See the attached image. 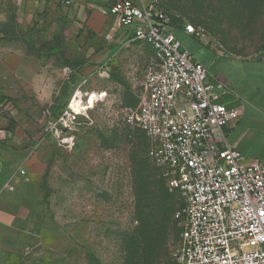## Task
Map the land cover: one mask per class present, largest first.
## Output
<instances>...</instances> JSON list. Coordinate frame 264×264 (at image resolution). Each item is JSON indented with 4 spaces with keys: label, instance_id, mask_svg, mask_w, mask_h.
I'll use <instances>...</instances> for the list:
<instances>
[{
    "label": "rangeland",
    "instance_id": "1",
    "mask_svg": "<svg viewBox=\"0 0 264 264\" xmlns=\"http://www.w3.org/2000/svg\"><path fill=\"white\" fill-rule=\"evenodd\" d=\"M150 1L178 18L176 29L187 22L211 29L214 3L224 2ZM113 28L103 38L108 55L83 58L87 68L78 71L62 58L42 57L30 45L12 43L14 52L28 58L14 60L13 73L0 84L9 98L21 102L15 108L28 129L0 187V264H125L123 245L139 226L135 164L140 159L174 196L176 214L182 209L179 195L149 157V138L130 122L153 51L130 39L118 43ZM183 45L195 50L188 41ZM76 92L83 100L73 108L80 113L60 125L56 136L54 125ZM65 138H73L72 147L62 143ZM9 180L13 190L3 189ZM180 242L181 235L174 237L164 264H176Z\"/></svg>",
    "mask_w": 264,
    "mask_h": 264
},
{
    "label": "built area",
    "instance_id": "2",
    "mask_svg": "<svg viewBox=\"0 0 264 264\" xmlns=\"http://www.w3.org/2000/svg\"><path fill=\"white\" fill-rule=\"evenodd\" d=\"M106 13L153 51L130 122L149 138V157L182 201L175 263L264 264V164L246 159L224 133L240 111L220 103L207 69L176 37L174 16L154 1L116 0ZM184 29L197 39L204 36L192 23ZM82 100L76 92L54 125L56 136L60 125L80 113L73 104ZM62 143L72 147L74 140ZM12 184L3 189L13 190Z\"/></svg>",
    "mask_w": 264,
    "mask_h": 264
},
{
    "label": "crops",
    "instance_id": "3",
    "mask_svg": "<svg viewBox=\"0 0 264 264\" xmlns=\"http://www.w3.org/2000/svg\"><path fill=\"white\" fill-rule=\"evenodd\" d=\"M115 1L0 0V79L13 73L14 60L28 58L12 50L14 42H31L42 57L82 60L108 55L103 38L113 27L118 43L135 41L132 29L115 25L106 13ZM202 29V39L184 25L175 33L182 44L188 41L195 48L183 45L207 69L220 103L240 111L239 119L224 128L228 143L246 159L264 164V0L216 1L212 28ZM7 90L0 84V187L22 152L28 129V120L15 108L21 102L9 98Z\"/></svg>",
    "mask_w": 264,
    "mask_h": 264
},
{
    "label": "trees",
    "instance_id": "4",
    "mask_svg": "<svg viewBox=\"0 0 264 264\" xmlns=\"http://www.w3.org/2000/svg\"><path fill=\"white\" fill-rule=\"evenodd\" d=\"M176 19L173 17L175 29ZM183 25L180 24V27L183 28ZM29 44L33 46L31 42ZM61 57L65 65L74 71L87 65L83 60ZM135 180V211L139 226L127 236L123 245L125 264H164L170 258L174 237L182 233L180 221L175 217L176 201L162 181L152 178L144 159L135 164Z\"/></svg>",
    "mask_w": 264,
    "mask_h": 264
}]
</instances>
